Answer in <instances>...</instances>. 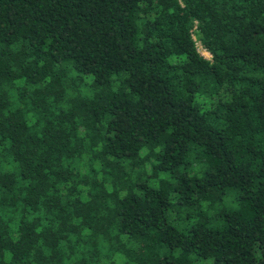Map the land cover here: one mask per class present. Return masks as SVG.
Returning a JSON list of instances; mask_svg holds the SVG:
<instances>
[{
  "label": "trees",
  "instance_id": "16d2710c",
  "mask_svg": "<svg viewBox=\"0 0 264 264\" xmlns=\"http://www.w3.org/2000/svg\"><path fill=\"white\" fill-rule=\"evenodd\" d=\"M116 259L264 264V0H0V264Z\"/></svg>",
  "mask_w": 264,
  "mask_h": 264
},
{
  "label": "rangeland",
  "instance_id": "374dc122",
  "mask_svg": "<svg viewBox=\"0 0 264 264\" xmlns=\"http://www.w3.org/2000/svg\"><path fill=\"white\" fill-rule=\"evenodd\" d=\"M200 42H198L197 44H199ZM204 48V47H203ZM205 49V48H204ZM207 52L209 55L211 54L209 51L202 50V52ZM168 219L169 222L176 226L177 228H180L182 230H187L189 227H191L195 222H197L198 220L196 218H191V219H187L185 217H183L180 213L176 212V211H172L171 213H169L168 215ZM103 259H105L107 262H112L114 257L109 255H103ZM121 263L119 261V259H116L115 264H119ZM195 264H213V260L212 259H206V260H199L197 262H195Z\"/></svg>",
  "mask_w": 264,
  "mask_h": 264
},
{
  "label": "built area",
  "instance_id": "2783aa9c",
  "mask_svg": "<svg viewBox=\"0 0 264 264\" xmlns=\"http://www.w3.org/2000/svg\"><path fill=\"white\" fill-rule=\"evenodd\" d=\"M198 50L203 56H205L208 59H211L213 57L212 54L209 55L206 51L204 53L202 52V50H205V49L203 48L201 43L198 44Z\"/></svg>",
  "mask_w": 264,
  "mask_h": 264
}]
</instances>
